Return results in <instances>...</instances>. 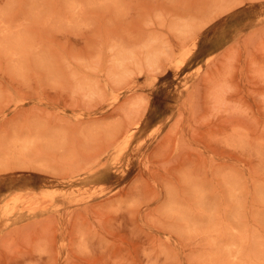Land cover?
<instances>
[{"label": "rangeland", "instance_id": "rangeland-1", "mask_svg": "<svg viewBox=\"0 0 264 264\" xmlns=\"http://www.w3.org/2000/svg\"><path fill=\"white\" fill-rule=\"evenodd\" d=\"M0 264H264V0H0Z\"/></svg>", "mask_w": 264, "mask_h": 264}]
</instances>
